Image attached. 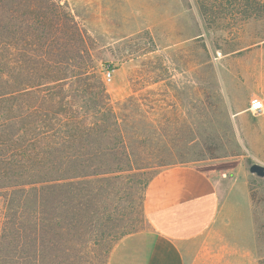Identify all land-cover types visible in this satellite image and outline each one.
I'll return each mask as SVG.
<instances>
[{"label": "rangeland", "instance_id": "374dc122", "mask_svg": "<svg viewBox=\"0 0 264 264\" xmlns=\"http://www.w3.org/2000/svg\"><path fill=\"white\" fill-rule=\"evenodd\" d=\"M67 2L87 32L99 75L112 71L104 81L118 110L131 98L142 111L132 121L143 135L133 164L91 195L79 237L84 260H109L123 237L148 229L146 191L138 184L144 173L189 164L223 170L222 195L231 191V201L245 204L246 190L260 264L264 177L249 168L264 165V111L253 114L249 105L264 101V14L231 25L229 15L204 16L197 0ZM3 207L0 199V224Z\"/></svg>", "mask_w": 264, "mask_h": 264}, {"label": "trees", "instance_id": "16d2710c", "mask_svg": "<svg viewBox=\"0 0 264 264\" xmlns=\"http://www.w3.org/2000/svg\"><path fill=\"white\" fill-rule=\"evenodd\" d=\"M197 2L231 25L264 14L263 0ZM92 48L67 0H0V264L109 262L84 260L80 231L92 193L133 164L142 111L118 110Z\"/></svg>", "mask_w": 264, "mask_h": 264}, {"label": "crops", "instance_id": "0c3cea01", "mask_svg": "<svg viewBox=\"0 0 264 264\" xmlns=\"http://www.w3.org/2000/svg\"><path fill=\"white\" fill-rule=\"evenodd\" d=\"M222 180L217 167L161 170L145 194L148 229L123 237L108 264H256L250 197L245 190L243 205L231 191L224 197Z\"/></svg>", "mask_w": 264, "mask_h": 264}, {"label": "built area", "instance_id": "2783aa9c", "mask_svg": "<svg viewBox=\"0 0 264 264\" xmlns=\"http://www.w3.org/2000/svg\"><path fill=\"white\" fill-rule=\"evenodd\" d=\"M104 79L107 82L111 81V79H112V71L111 70L105 71ZM249 110L253 114H259V113L263 112L264 111V101H263V99H261L259 97H255V98L251 99L250 105H249Z\"/></svg>", "mask_w": 264, "mask_h": 264}, {"label": "water", "instance_id": "95a60500", "mask_svg": "<svg viewBox=\"0 0 264 264\" xmlns=\"http://www.w3.org/2000/svg\"><path fill=\"white\" fill-rule=\"evenodd\" d=\"M250 172L256 174L258 177H264V165L259 163H253L250 168Z\"/></svg>", "mask_w": 264, "mask_h": 264}]
</instances>
